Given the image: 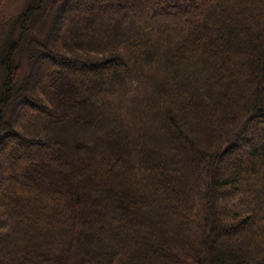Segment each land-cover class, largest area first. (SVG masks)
Returning a JSON list of instances; mask_svg holds the SVG:
<instances>
[{
  "label": "trees",
  "instance_id": "1",
  "mask_svg": "<svg viewBox=\"0 0 264 264\" xmlns=\"http://www.w3.org/2000/svg\"><path fill=\"white\" fill-rule=\"evenodd\" d=\"M0 264H264V0H0Z\"/></svg>",
  "mask_w": 264,
  "mask_h": 264
}]
</instances>
